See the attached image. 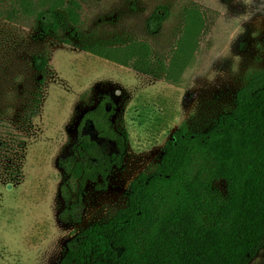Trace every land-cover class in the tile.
Here are the masks:
<instances>
[{"label":"rangeland","instance_id":"obj_1","mask_svg":"<svg viewBox=\"0 0 264 264\" xmlns=\"http://www.w3.org/2000/svg\"><path fill=\"white\" fill-rule=\"evenodd\" d=\"M79 1L77 27L42 40L33 16L0 15V264H60L74 232L126 205L130 183L157 169L178 127L209 130L264 71V0ZM162 5L168 17L152 33L147 20ZM37 53L49 57L44 84ZM106 99L129 133L122 166L97 181H72L66 201L59 159L80 129L103 151L115 148L90 122L82 126ZM249 264H264V247Z\"/></svg>","mask_w":264,"mask_h":264},{"label":"trees","instance_id":"obj_2","mask_svg":"<svg viewBox=\"0 0 264 264\" xmlns=\"http://www.w3.org/2000/svg\"><path fill=\"white\" fill-rule=\"evenodd\" d=\"M7 2L0 15L11 21L33 16L40 40L80 22L79 0H0ZM168 14L163 5L154 10L148 30L157 32ZM48 65L47 54L33 56L39 84ZM114 113L104 100L85 114L82 126L90 122L99 137L116 142L118 152L107 154L80 130L75 148L59 159L66 201L72 181H97L122 166L129 133L117 126ZM126 196L108 221L74 232L60 264H249L264 247V71L237 91L234 108L209 130L178 127L157 169L140 173ZM75 208L70 204L60 217Z\"/></svg>","mask_w":264,"mask_h":264},{"label":"flooded vegetation","instance_id":"obj_3","mask_svg":"<svg viewBox=\"0 0 264 264\" xmlns=\"http://www.w3.org/2000/svg\"><path fill=\"white\" fill-rule=\"evenodd\" d=\"M105 102H106V104H107V106H108V103H110L109 102V99H106L105 100ZM101 103V102H100ZM99 103V104H100ZM108 108H109V106H108ZM111 110V109H110ZM115 110V109H114ZM83 121V120H82ZM87 123V122H86ZM85 123V124H86ZM84 124V125H85ZM83 125V126H84ZM81 130V129H80ZM96 131V130H95ZM97 133V132H96ZM80 134V133H79ZM83 134H85V133H83ZM86 135H89V134H86ZM98 135V134H97ZM78 138H79V136H78ZM102 138H104V137H102ZM108 140H110V141H112L113 143H114V145H115V148L113 149V150H111L110 152H106L107 154H109V155H111V154H113V153H115V152H118V148H117V144H116V142L114 141V140H111V139H109V138H107ZM77 143H78V139H77V141H76V144L74 145V148H75V146L77 145Z\"/></svg>","mask_w":264,"mask_h":264}]
</instances>
